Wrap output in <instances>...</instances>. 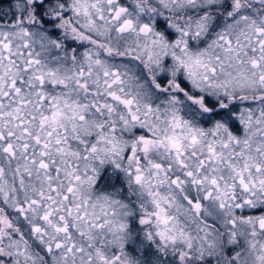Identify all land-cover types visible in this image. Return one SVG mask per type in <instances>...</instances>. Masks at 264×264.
Instances as JSON below:
<instances>
[{
    "label": "snow or ice",
    "instance_id": "6c2138e0",
    "mask_svg": "<svg viewBox=\"0 0 264 264\" xmlns=\"http://www.w3.org/2000/svg\"><path fill=\"white\" fill-rule=\"evenodd\" d=\"M0 264H264V0H0Z\"/></svg>",
    "mask_w": 264,
    "mask_h": 264
}]
</instances>
